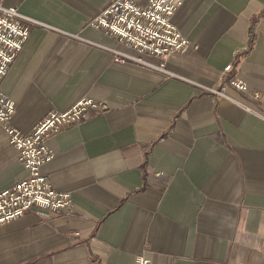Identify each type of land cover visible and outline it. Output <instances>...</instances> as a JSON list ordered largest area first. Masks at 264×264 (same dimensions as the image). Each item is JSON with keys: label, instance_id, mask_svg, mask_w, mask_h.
<instances>
[{"label": "crops", "instance_id": "crops-1", "mask_svg": "<svg viewBox=\"0 0 264 264\" xmlns=\"http://www.w3.org/2000/svg\"><path fill=\"white\" fill-rule=\"evenodd\" d=\"M1 1L34 22L0 80L9 126L28 135L79 99L106 108L44 141L40 173L71 208L0 226V264L142 251L149 264H264V0H183L170 23L190 47L165 73L114 62L111 49L131 50L86 25L113 0ZM26 176L0 129V191Z\"/></svg>", "mask_w": 264, "mask_h": 264}, {"label": "built area", "instance_id": "built-area-1", "mask_svg": "<svg viewBox=\"0 0 264 264\" xmlns=\"http://www.w3.org/2000/svg\"><path fill=\"white\" fill-rule=\"evenodd\" d=\"M182 1L147 0L143 7H138L129 0H113L86 25L131 50L126 53L111 49L114 62L131 61L143 68L165 73L166 58L175 53L183 54L190 47V42L170 23ZM33 24L15 8L3 7L0 0V80L26 40L27 27ZM149 59L155 60V63ZM223 69L228 72L230 67ZM226 83L234 90L246 91V86L237 80ZM213 93L222 95L221 91ZM105 108L103 102L79 99L66 110L47 112L28 135H22L9 126L14 105L0 92V129L6 135L8 144L17 151V162L27 174L24 180L0 191V226L26 213L33 212L35 216L46 219L71 208L69 194L53 191L48 178L40 173L41 167L53 158L44 141L65 127L87 120L90 112H102ZM132 264H149L147 253L142 251L136 255Z\"/></svg>", "mask_w": 264, "mask_h": 264}]
</instances>
